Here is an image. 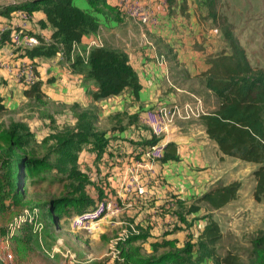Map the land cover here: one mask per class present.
Masks as SVG:
<instances>
[{
    "label": "crops",
    "instance_id": "1",
    "mask_svg": "<svg viewBox=\"0 0 264 264\" xmlns=\"http://www.w3.org/2000/svg\"><path fill=\"white\" fill-rule=\"evenodd\" d=\"M137 1L150 9L157 19L156 26L142 28L118 8V0H106L105 5L100 9L92 7L88 0H74L75 7L96 20L98 29L84 36L80 42L74 43L70 53L63 44L54 39L55 30L48 24L43 10L33 12L15 10L9 14H3V10L7 7L19 5L8 3L0 12V27L7 28L0 43V64L3 66L0 67V97L6 108L5 112L34 100L26 96V91L31 88L26 89L13 79L17 72L16 67L28 63L36 69L38 83L42 84L44 97L54 105L67 107L68 110H65V113H70V118L73 119L72 124H66L67 127L53 131L52 136L67 129H75L77 133L78 118L84 114L87 116L86 121L92 123L94 132L98 134L96 137H88L78 153L77 161L78 171L88 180L84 189L85 194L92 201L84 212L92 210L101 201H108L114 205L113 210L97 222V229L95 228L91 233L95 234V239L107 238L106 235H109L107 229L118 225L111 219L117 218H127L125 224L128 225L126 231L128 240L141 237L142 230L148 229L149 226H156L155 229H150L152 235L160 236L166 231L172 233L175 225L180 221L176 216H168L167 212L173 210L178 204H184L193 198H201L210 191L211 185L208 186V183L202 182L203 178L190 177L188 173L190 167L208 166L203 159V156L208 153L203 145L206 141L199 144L198 134L218 148L216 143L208 137L201 119L191 124L182 123L188 124L183 126H180V123H174L170 126L168 134L161 138L154 136L144 122L147 111L161 107L169 100L175 101L180 95L195 96L194 91L186 89L185 86L177 88L171 84L170 78L174 77L176 67L182 68L187 78L202 81V88L213 100V107L205 105L207 113L217 109L218 101L204 86L201 75L211 68L212 59L221 54L227 55L228 48L223 47L221 51L215 52L213 49L205 48L204 43L200 44L197 41L199 44L194 43L199 46L197 50H194L190 48V44H186L190 40L187 35L188 33L190 35L191 30L196 33L203 26L199 23L193 25L188 33L183 35L178 24L179 16L194 14L195 7L204 9L206 12V1L194 7L192 4L195 0H168L165 5L158 0ZM200 12L198 10L197 14ZM24 16H27V19ZM13 29L35 36L40 41V45L33 48L16 46L11 38ZM212 32L218 33V29ZM96 40L101 41L102 48L118 50L128 56L129 63L137 72L142 85V90L137 96L131 90H125L118 96L102 100L94 99L95 83L86 81L85 74L77 71L75 64L79 59L84 64L88 63L91 50L97 48L91 46ZM201 45L205 50L201 48ZM42 47H56L57 52L52 57L28 56V52ZM72 113L74 116H71ZM105 117H115L119 120L128 118L129 121L125 127L119 126L109 132H100L97 124H100L99 122ZM31 132L35 135L37 144H41L44 138L39 140L32 130ZM50 135L48 134L52 137ZM154 138L157 140L156 144H166V146L170 143L175 144L178 148L179 160L167 162L161 160L150 164L145 154L154 146L151 143ZM101 140L104 141L102 149L98 145ZM52 157L55 158V156ZM220 157L227 156L219 151ZM56 172L54 170L52 173ZM140 188L144 190L143 194L138 192ZM214 189L216 188L213 186L212 190ZM229 205L231 204L229 203L226 207ZM164 218L176 220L174 227L166 229L165 232L162 225L166 223ZM2 227L4 226L0 225V229H5ZM13 234L17 242L20 236L18 228L13 231ZM137 242L145 243V240L139 239L135 243ZM58 249V247L55 248L56 251ZM55 255H51V258H55Z\"/></svg>",
    "mask_w": 264,
    "mask_h": 264
},
{
    "label": "rangeland",
    "instance_id": "2",
    "mask_svg": "<svg viewBox=\"0 0 264 264\" xmlns=\"http://www.w3.org/2000/svg\"><path fill=\"white\" fill-rule=\"evenodd\" d=\"M30 1L34 0H0V12L8 3L13 5ZM204 1L207 4L205 5L206 12L204 9L195 7L196 13L194 9V14L179 16L178 24L183 35L187 34L193 25L199 23L203 26L196 33L192 30L190 35L188 33L190 40L186 44H190V48L197 50L199 45L196 46V43L200 42V44H205V48L213 49L215 52L221 51L224 47L228 48V52L231 53L224 35V30H229L245 50L250 64L253 67L264 69V0H217L215 3L213 1L211 3L210 0H195L192 6H198ZM208 9H210L209 13L217 11L216 19L208 14ZM198 10L201 12L197 14ZM215 29L216 31L218 29V33L212 32ZM201 48L205 50L203 45ZM170 81L177 88L183 85L186 89L194 91L195 96L180 95L175 101L169 100L161 107L170 110L176 105L193 104L198 100L201 101L205 112H207L205 105L213 107V100L202 88V81L187 78L182 68L176 67L175 75L171 76ZM65 110L68 108L63 105H54L46 97L40 101L35 99L27 101L24 106L2 113L0 136L12 123L24 122L30 126L39 140L44 138L41 144L35 145L39 156H43L52 150L55 144L48 134L52 136L53 131L67 127L66 124H72L73 119L71 120L70 113L66 114ZM71 116H74L73 113ZM196 120L182 121L175 117L174 123H180L179 125L183 126L188 124L182 123L191 124ZM128 121V118L119 120L115 117H105L99 122L100 124H97V128L100 132H109L113 128L127 126ZM198 136L199 144L206 141L203 145L208 153L203 156V159L208 166L190 167L189 176L203 178L202 182L208 183V186L211 185L210 191L213 186L218 188L233 182H240L242 187L238 194L239 200L238 197L236 199L237 202H231V205L225 209L213 210L207 203L199 202L200 197L190 199L167 212L168 216H176L179 221L185 220L184 223H177L172 233L166 229L174 227L176 220L164 218L166 223L162 225L164 232L166 231L165 234L152 235L150 229L153 230L156 226H149L141 233L142 235L149 234L145 243L134 242L126 245L128 241L126 237L128 225L125 224L127 218L111 219L118 225L107 229L109 234L106 235L107 238L104 235V239H95V234L72 230L71 217L62 215L57 217L51 213L48 203L53 197L67 195L66 186H69V183L54 184L56 174L49 173L36 177L35 181L30 179L26 181L25 193L19 199H14L10 189L0 191V200H2L0 201V225L5 228L0 229V264H10L6 260L9 253L14 256L17 264H78V262L80 264H126L124 252L127 253L130 250L132 254L136 248H138L137 253L140 257L164 259L167 256L179 254L191 244L199 246V237L210 220L217 222L221 228L222 238L216 245L218 256L231 257L235 264H264V202L258 203L254 199L256 190L254 173L260 165L228 156L219 158V148L207 139L201 138L202 135L198 134ZM43 177L44 180L40 179ZM197 208L199 210L192 213L191 210ZM22 218L27 221L22 223ZM16 228L20 234L17 242L13 234ZM170 233L172 235L165 237ZM152 244H158V247L154 248ZM56 247L59 248L58 251L55 250ZM53 254H56L55 258H51ZM203 264L215 263L209 259Z\"/></svg>",
    "mask_w": 264,
    "mask_h": 264
},
{
    "label": "trees",
    "instance_id": "3",
    "mask_svg": "<svg viewBox=\"0 0 264 264\" xmlns=\"http://www.w3.org/2000/svg\"><path fill=\"white\" fill-rule=\"evenodd\" d=\"M74 0H34L9 6L3 14L15 10L33 12L43 10L48 24L54 30V39L63 44L68 53L74 43L98 29L96 20L78 9ZM215 3L217 0H210ZM95 9L105 5L106 0H88ZM213 19L217 18V11L209 13ZM229 44L227 55L221 54L210 61L211 68L201 75L204 86L211 91L218 101L214 112L201 117L208 137L214 141L219 151L228 157L243 162L260 165L254 173L256 190L254 199L258 203L264 202V69L253 67L235 38L232 31L224 30ZM57 48H37L28 52L30 57H52ZM76 70L85 74L86 81L95 83V100L118 96L125 90H131L138 95L142 90L137 72L129 63L128 56L118 50L109 48H94L91 50L88 63L79 59L75 64ZM30 99L40 101L44 98L42 84L36 83L31 90L26 91ZM6 111L0 97V116ZM86 115L78 118L75 129H67L52 136L55 144L47 154L39 156L35 135L25 123H12L0 136V191L10 189L14 199H19L25 193V184L29 179L57 172L54 175L56 183H69L67 195L56 196L48 203L50 212L59 216L72 217L82 214L92 201L85 194L88 182L86 176L78 171V153L82 145L90 136H97L92 123L86 121ZM152 133V132H151ZM156 144L154 138L151 142ZM104 141H99L100 147ZM102 149V147H101ZM52 156H55L52 160ZM178 161V148L170 143L162 159ZM44 180L43 178H40ZM59 180V182H57ZM240 182H233L227 186L218 187L203 195L199 202L207 203L213 210H220L235 201L241 190ZM2 201V200H0ZM199 209L191 210L192 213ZM190 211V213H191ZM73 214V215H72ZM72 215V216H71ZM210 219V218H209ZM184 223L185 220H180ZM179 222V223H180ZM170 234H166L168 237ZM149 234L133 237L127 241L130 245L139 239L147 240ZM222 238L221 228L217 222L208 221L199 237V246L189 245L179 254L164 259H150L140 257L138 248L134 253L124 252L126 264H203L206 260H213L215 264H235L231 257L221 258L217 254L216 245ZM197 245V244H196ZM154 248L158 244H152ZM194 247V248H193Z\"/></svg>",
    "mask_w": 264,
    "mask_h": 264
},
{
    "label": "built area",
    "instance_id": "4",
    "mask_svg": "<svg viewBox=\"0 0 264 264\" xmlns=\"http://www.w3.org/2000/svg\"><path fill=\"white\" fill-rule=\"evenodd\" d=\"M158 1L163 5L168 2V0ZM117 6L125 16L136 21L142 28L157 25L156 17L151 13L150 9L140 1L118 0ZM24 18L27 19V16H24ZM6 31L7 28L0 27V43ZM11 38L18 47L24 46L33 48L40 45L38 38L17 29L12 30ZM91 46L102 48L101 41L99 40L92 42ZM0 67H3L2 64H0ZM16 70L17 72L13 76V79L26 89L32 88L38 82L36 69L32 64L23 63L17 66ZM207 114L201 101L198 100L193 104L186 103L183 106L176 105L170 110L166 107H160L147 111L145 113L144 122L148 125L154 136L161 138L168 134L170 126L174 123L175 117L182 121H192L196 119L199 120ZM166 147V144H156L152 146L145 154L148 162L150 164L160 162L165 156ZM138 192L143 194L144 190L140 188ZM113 208L114 205L111 202L101 201L92 210L73 216L70 220L71 229L74 231H86L91 234L94 232L97 222L113 210ZM25 221L27 220L24 218L21 219L22 223ZM6 260H8L10 264H17L14 261V256L10 253L6 256Z\"/></svg>",
    "mask_w": 264,
    "mask_h": 264
}]
</instances>
